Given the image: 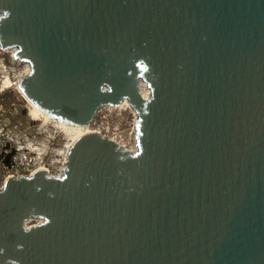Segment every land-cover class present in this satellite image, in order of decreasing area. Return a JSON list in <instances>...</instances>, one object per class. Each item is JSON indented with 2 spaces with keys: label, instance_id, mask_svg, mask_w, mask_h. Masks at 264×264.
I'll return each mask as SVG.
<instances>
[{
  "label": "water",
  "instance_id": "95a60500",
  "mask_svg": "<svg viewBox=\"0 0 264 264\" xmlns=\"http://www.w3.org/2000/svg\"><path fill=\"white\" fill-rule=\"evenodd\" d=\"M0 13V47L29 63L20 87L49 117L84 126L128 97L139 118L134 154L88 133L62 179L6 182L0 264H264V0Z\"/></svg>",
  "mask_w": 264,
  "mask_h": 264
},
{
  "label": "built area",
  "instance_id": "2783aa9c",
  "mask_svg": "<svg viewBox=\"0 0 264 264\" xmlns=\"http://www.w3.org/2000/svg\"><path fill=\"white\" fill-rule=\"evenodd\" d=\"M4 54L9 56L6 58L0 52V95L15 91L30 71L29 63L16 58V54ZM97 112L89 122L92 129L96 125ZM19 114L18 106L13 105L5 111L0 104V190L9 179L30 178L38 172H44L48 178L62 179L69 149L74 143L66 129L55 121L30 118L23 125L13 120ZM116 145L120 147L118 142ZM134 145L137 151V142ZM120 148L135 153L124 146Z\"/></svg>",
  "mask_w": 264,
  "mask_h": 264
},
{
  "label": "rangeland",
  "instance_id": "374dc122",
  "mask_svg": "<svg viewBox=\"0 0 264 264\" xmlns=\"http://www.w3.org/2000/svg\"><path fill=\"white\" fill-rule=\"evenodd\" d=\"M3 56L8 58L9 55L3 53ZM0 104L5 111H8V109L13 105L18 106V110L21 114H19V116L13 117L15 122H21L23 125H25L30 121V118L34 119V117L30 114V108L16 91L11 90L0 95ZM128 108L129 107L126 109L116 110L101 107L97 112L96 125L93 127V129H90V131L96 130L101 134V137H104L106 140L113 141L114 139L115 142H120V147L124 146L125 149L131 148L133 141L137 140L138 129L136 121L139 118L135 105L132 104L131 109ZM136 113L137 116L134 115ZM133 151L134 149L132 152ZM36 221L38 222V220L35 218L31 219L27 225L32 226L36 223Z\"/></svg>",
  "mask_w": 264,
  "mask_h": 264
},
{
  "label": "bare ground",
  "instance_id": "6f19581e",
  "mask_svg": "<svg viewBox=\"0 0 264 264\" xmlns=\"http://www.w3.org/2000/svg\"><path fill=\"white\" fill-rule=\"evenodd\" d=\"M1 16V13H0ZM0 52L2 53H9L10 55L13 54L15 55L16 50L15 49H8V50H3L0 47ZM15 91L20 95V97L26 102V104L28 105V107L30 108V114L34 117V119H45L46 121H55L60 127H62L63 129H66V132L68 133V136L71 138V140H73V142H76V140L78 138H80L81 136L88 134V133H95V134H100L99 132H97L96 130H92L90 131V129H92L90 127V123L89 124H85L84 126H74V125H68L65 124L63 122H61L59 119L57 118H51L49 117L44 111H42L25 93L24 91L21 89L20 84L16 87ZM103 107H105L106 109H126L127 107H129L131 109L132 104L130 102V100L128 99V97H123L120 101H118L117 104H103ZM128 108V109H129ZM137 116V113L134 114ZM135 116V118H136ZM96 131V132H95ZM114 140V139H113ZM115 141V140H114ZM113 141V142H114ZM120 141V140H119ZM133 141V140H132ZM136 142L133 141L131 148L126 149L128 151H132L133 149L136 152V145H134V143ZM116 143V142H115ZM120 143V142H118ZM120 145V144H119ZM129 147V146H128ZM134 153V151H133ZM38 220V222H40V219H36ZM25 226L27 227V223H25Z\"/></svg>",
  "mask_w": 264,
  "mask_h": 264
},
{
  "label": "snow or ice",
  "instance_id": "6c2138e0",
  "mask_svg": "<svg viewBox=\"0 0 264 264\" xmlns=\"http://www.w3.org/2000/svg\"><path fill=\"white\" fill-rule=\"evenodd\" d=\"M5 15H7V13Z\"/></svg>",
  "mask_w": 264,
  "mask_h": 264
}]
</instances>
